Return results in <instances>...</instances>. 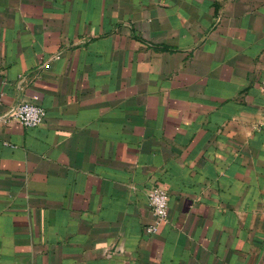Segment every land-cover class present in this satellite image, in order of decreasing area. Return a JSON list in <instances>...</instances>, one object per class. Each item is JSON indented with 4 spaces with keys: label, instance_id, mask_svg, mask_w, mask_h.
<instances>
[{
    "label": "crops",
    "instance_id": "0c3cea01",
    "mask_svg": "<svg viewBox=\"0 0 264 264\" xmlns=\"http://www.w3.org/2000/svg\"><path fill=\"white\" fill-rule=\"evenodd\" d=\"M0 264H264V0H0Z\"/></svg>",
    "mask_w": 264,
    "mask_h": 264
},
{
    "label": "built area",
    "instance_id": "2783aa9c",
    "mask_svg": "<svg viewBox=\"0 0 264 264\" xmlns=\"http://www.w3.org/2000/svg\"><path fill=\"white\" fill-rule=\"evenodd\" d=\"M44 116L45 110L42 106L30 101H20L8 109L5 118H14L25 126H34L40 124ZM147 201L152 213V221L145 226V231L154 233L167 218L168 194L166 189L158 184L151 185L147 190Z\"/></svg>",
    "mask_w": 264,
    "mask_h": 264
}]
</instances>
